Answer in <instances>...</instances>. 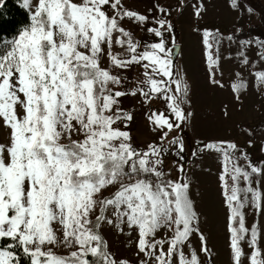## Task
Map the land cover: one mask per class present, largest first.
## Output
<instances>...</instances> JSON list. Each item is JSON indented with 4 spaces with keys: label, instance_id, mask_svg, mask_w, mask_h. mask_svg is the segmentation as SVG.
<instances>
[{
    "label": "snow or ice",
    "instance_id": "snow-or-ice-1",
    "mask_svg": "<svg viewBox=\"0 0 264 264\" xmlns=\"http://www.w3.org/2000/svg\"><path fill=\"white\" fill-rule=\"evenodd\" d=\"M24 6L32 11L29 25L0 46V128L8 131V142L0 143V241L5 242L0 264H25V258L27 264H128L113 258L100 234L103 223L136 233L139 264H201L195 251L185 255L190 238L199 232L188 183L165 179L159 168L161 147L149 144L139 152L129 132L114 127L117 121L132 120L115 107L128 93L113 91L110 85H120L121 78L101 66L105 55L116 69L142 65L141 83L147 90L139 87L131 95H163L168 101L174 121L164 114L149 117L153 130L166 139L186 119L171 88L175 84V93L186 92L171 79L172 60L160 30L166 21L148 29L160 41L138 53L120 21L143 24L148 17L124 9L122 0H24ZM209 35L205 33L204 43L211 49ZM114 43L127 58L113 54ZM208 62L209 67L217 62L210 52ZM256 76L264 84V72ZM242 86L233 87L239 91ZM74 134L82 139H73ZM170 142L178 146L177 155L183 153L179 137ZM205 147L222 150L216 144ZM225 161L220 179L230 210V249L233 264H243L241 241L249 229L240 193H252L254 206L260 207V193L250 185L252 175L262 170L250 166L249 172L235 164L229 170L227 152ZM226 176L233 182L230 189ZM241 179L249 187L242 190ZM110 189L115 190L109 198L104 193ZM110 209L114 220L105 215ZM162 229L170 235L157 239ZM259 238L253 226L249 264H264ZM199 239L200 250L208 253L202 233ZM57 246L74 250L62 256L53 251Z\"/></svg>",
    "mask_w": 264,
    "mask_h": 264
},
{
    "label": "rangeland",
    "instance_id": "rangeland-1",
    "mask_svg": "<svg viewBox=\"0 0 264 264\" xmlns=\"http://www.w3.org/2000/svg\"><path fill=\"white\" fill-rule=\"evenodd\" d=\"M122 5L126 10L148 17L143 24L127 18L120 21L134 43L138 44V53L160 41V37L148 29L159 28L157 21L161 19L166 21L160 30L170 58L174 46H180L176 62L172 63L171 79L178 80L186 92L175 93V84L171 88L173 94L179 97L186 119L164 140H161L159 130H153L155 126L149 117L153 113L164 114L174 121L168 101L163 95L152 94L151 99L138 92L135 96L131 95L139 87L147 90V86L141 83L145 79L142 65L116 69L105 55L101 66L121 78L120 85H110L112 90L128 93L118 98L119 103L115 107L121 113L131 115L132 120L117 121L114 127L129 132L130 143L139 152L146 151L149 144L161 147L162 163L159 168L165 173V178L189 185V197L198 216L195 227L199 232L190 238L185 255L195 251L201 264H233L230 210L220 179L224 174L227 152L231 157V163H227L229 170L233 164L249 172L250 166L262 170L261 175H252L250 185L260 193V207L254 206L252 193H240L245 203V227L249 229L241 247L244 251L243 264H249L252 252L249 247L250 231L255 226L259 230L258 246L264 259V84L256 76V73L264 72V11L256 6L254 0H122ZM25 8L31 15V8ZM161 8L165 11L161 12ZM249 8L252 12L247 11ZM110 14L114 12L110 11ZM205 33H210L208 42L212 45L211 49L204 43ZM239 35H242L240 39L234 38ZM112 51L113 54L121 53V58L129 55L115 43ZM209 52L217 61L211 67ZM245 59L247 64L243 63ZM154 78L160 79L159 76ZM213 80L218 83H213ZM236 84L243 85L239 91L233 87ZM173 137H179L185 146L180 155H177L178 146L170 142ZM73 139H82V136L74 134ZM7 142L8 131L0 128V143ZM207 144H216L222 150L208 149L205 147ZM228 144H235L236 149H229ZM181 166L183 172L178 171ZM225 179L230 189L233 182L230 177ZM238 186L246 189L249 182L241 179ZM114 190L110 189L104 195L110 198ZM110 213L111 209L105 215L114 220ZM96 215H99L98 208L91 218L95 220ZM201 233L206 238L204 243L208 253L200 250ZM100 234L113 258L126 260L128 264H139L142 254H137V236L133 230L125 228L121 232L113 225L103 223ZM169 235L167 230L162 229L157 239ZM72 250L63 246L53 248L56 254L62 256Z\"/></svg>",
    "mask_w": 264,
    "mask_h": 264
},
{
    "label": "trees",
    "instance_id": "trees-1",
    "mask_svg": "<svg viewBox=\"0 0 264 264\" xmlns=\"http://www.w3.org/2000/svg\"><path fill=\"white\" fill-rule=\"evenodd\" d=\"M254 1L256 6L264 11V7L259 0ZM30 18L31 15L24 6V0H0V46H2L3 41L13 39L19 31L27 27L30 23ZM240 37L242 35L234 38L240 39ZM3 243L5 242L0 241V245ZM25 264H27L26 258Z\"/></svg>",
    "mask_w": 264,
    "mask_h": 264
},
{
    "label": "water",
    "instance_id": "water-1",
    "mask_svg": "<svg viewBox=\"0 0 264 264\" xmlns=\"http://www.w3.org/2000/svg\"><path fill=\"white\" fill-rule=\"evenodd\" d=\"M179 51H180V46L179 45H175L174 48H173L172 54H171L172 63L176 62V59H177L178 54H179Z\"/></svg>",
    "mask_w": 264,
    "mask_h": 264
},
{
    "label": "crops",
    "instance_id": "crops-1",
    "mask_svg": "<svg viewBox=\"0 0 264 264\" xmlns=\"http://www.w3.org/2000/svg\"><path fill=\"white\" fill-rule=\"evenodd\" d=\"M259 2L261 3L262 6H264V0H259Z\"/></svg>",
    "mask_w": 264,
    "mask_h": 264
}]
</instances>
